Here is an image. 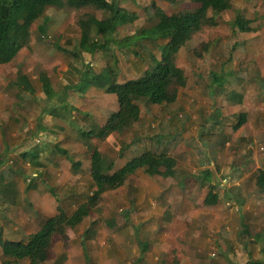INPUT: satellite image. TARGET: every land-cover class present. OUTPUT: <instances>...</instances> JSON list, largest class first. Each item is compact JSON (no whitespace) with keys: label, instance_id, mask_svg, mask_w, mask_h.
<instances>
[{"label":"crops","instance_id":"1","mask_svg":"<svg viewBox=\"0 0 264 264\" xmlns=\"http://www.w3.org/2000/svg\"><path fill=\"white\" fill-rule=\"evenodd\" d=\"M78 28V40L74 47L81 37V29ZM120 32L118 38L127 34L123 32V35H119ZM68 33V28H62L58 35L60 43L65 42V36L69 37ZM62 46L73 48L66 44ZM134 46L128 51L127 48L119 50L116 45L112 46L118 58L120 81L140 77L147 70L142 72L143 68H138L136 57L143 59V56L133 50ZM155 58H159V53L153 57ZM89 60L97 65L103 64L107 61V55L100 51L93 55L86 53L84 61ZM214 73L221 75L220 72H213V78ZM225 78L227 80L228 76ZM77 80L78 75L72 83ZM250 89L252 93L248 95H254L257 85ZM71 90L65 94L68 99L66 102H61L58 98L53 100L58 106L52 111L45 110L46 117L38 122L39 130L35 131L32 138L27 139L25 129L21 134L18 133L21 137L17 134L16 140L5 139L3 137L8 135L0 128V228L9 239L27 240L30 234L38 231L45 220L54 214L58 204L71 215L94 190L89 189L88 181L92 180L89 155L94 140L83 138L79 129L98 128L118 108V104L116 96L111 99L115 103L107 104V91L99 86L92 90L94 95L90 90ZM55 93L60 94L59 91ZM55 93L53 96H57ZM67 102L70 110L64 115L60 108H69ZM149 104L155 108L159 105L150 101ZM141 112L140 109V116ZM241 112L246 113L247 120L248 113ZM221 116L224 118V115ZM171 117L166 116L169 119L167 122ZM142 118L144 117L140 118L141 127L147 129V123L152 119ZM162 119L166 121L165 115ZM44 120L48 126L44 124ZM236 122L237 119L231 121L230 127L239 131L241 137L243 133L240 130L246 121L235 129ZM74 124L77 125L76 128ZM155 125L152 121L150 131ZM21 126L25 127V124L21 122L18 128ZM50 129L54 133L53 140L46 142L41 137ZM146 129L145 131L148 130ZM167 132L159 128L154 133V141L151 140L156 148L150 150L166 152L174 157L175 173L166 177L152 176L145 172L144 167L136 169L121 187L103 195L98 207L105 206L106 211L100 217H96L94 212L82 224L69 229V246L60 247L56 256L43 264H264V244H261L264 242L261 241V233L264 232L261 192L264 189H257L255 184L258 170L264 169L256 163L259 155L251 158L246 149L243 151L246 158L239 161L234 154L230 156L231 150L222 143L223 147L218 150L220 154L217 158L195 152L185 161V165H181L173 153L174 148L168 146L167 150H159L162 146L159 140ZM196 133L198 136L202 134L199 129ZM114 134L118 133L111 134L102 142L101 150ZM176 134H180V131ZM135 139L136 136L125 133V139L120 143L116 142V146L121 151H128V147L140 141H134ZM52 144L66 149L67 153L50 150ZM237 151L233 149L236 155ZM67 155L74 162L81 161V166L74 167L73 162H67ZM122 160L120 158L119 166L122 165ZM6 163L12 164L18 171L10 169ZM205 170L211 171L212 175H205ZM135 176L141 180V185H126ZM150 177L155 181L161 178L162 181L152 184ZM235 177L238 179L233 181ZM248 179L250 189H245L244 184ZM212 183L217 186L215 190L219 201L207 203L205 199ZM234 185L241 189H226L233 188ZM124 187L126 188L122 189ZM92 188H95L94 183ZM240 190L241 197L237 195ZM213 252L215 256L212 255Z\"/></svg>","mask_w":264,"mask_h":264},{"label":"rangeland","instance_id":"2","mask_svg":"<svg viewBox=\"0 0 264 264\" xmlns=\"http://www.w3.org/2000/svg\"><path fill=\"white\" fill-rule=\"evenodd\" d=\"M157 1L160 6H167L170 9L177 6L189 8L194 6L195 3V0H168L171 4H166L163 0ZM229 1L230 7L219 18V24L214 27H205L202 32L194 33L189 43L178 54V64L184 69L187 77L186 86L180 89V97L172 104L156 105V108L150 105L146 98L136 100L142 111L141 116L126 133L136 136L142 142H135L130 148H127L128 151H121L116 146V142L123 141L125 133H118L112 135L104 144L102 150L106 154L115 157L116 166H119L120 158H123L122 161L125 163L131 156L137 155L145 149H155L156 144L153 142V135L159 128H163L169 133L167 132L159 140L162 142L159 150H167L168 146L174 148L173 153L179 159L181 165H185V161H188V158L192 157L195 152H203L206 157L217 158L220 154L218 150L223 147L221 145L224 143V146L229 147L231 150L230 156L234 154L239 161L246 158V153L243 152L246 149H248V154H250L248 156L251 158L259 155L256 163L264 168V2L262 0ZM140 3L141 6L130 4V10L136 11L138 14L136 20L137 31H148L146 34L136 33L133 36V45H135L133 50L138 55L143 56V59L136 57L138 59L137 64L139 63L138 68H143L142 72H144L153 65V57L158 56V51H161L160 46L162 44L158 46L157 43L163 42V40L155 41L152 39L150 29L156 24L157 20L146 21L143 18L142 7L148 3V0H140ZM86 11H90V9L68 8L64 10L54 5L47 6L45 13L50 17L46 27L47 36H42L39 33L37 25L42 23V19L37 20L31 30L32 47L30 49L23 48L11 62L0 64V128L3 129L6 136L8 135V137L3 138L16 140L17 134H21L25 129L27 139L32 138L35 131L39 130L38 122L40 123L46 117L45 110H52V103H55L53 101L55 98L52 99L43 90L41 77L44 76L49 79V83L54 89L53 93L55 91L60 92V94L55 93L59 97L58 100L62 98L65 99L64 101L68 100L65 94L69 89H76L72 86V82L77 79L78 75L75 72V65L77 68H82V60H78L75 65L69 66L57 52L55 43L74 47L78 40V14ZM238 11L253 19V25L257 27L255 31L243 33L233 28L231 23ZM64 27L68 28L69 37L65 36V42L60 43L58 35ZM123 32L127 33L123 30L119 35H123ZM202 39L211 42L210 50L205 56L197 57L193 53V47ZM126 50L128 51V49ZM137 64L134 65L135 68ZM99 65L94 64L96 67ZM213 72H220L228 78L226 80L223 76L218 80L214 79L211 76ZM21 76L28 77L31 88H25V83L20 81L19 77ZM253 85H257V91L254 95H248L252 93L250 87H253ZM95 87L98 86H90L85 92L90 90V93L94 95L92 90ZM106 93L105 101H107V104L109 102L111 104L115 103L111 100L114 99L115 95L111 92ZM67 105L69 108H60L64 115L67 114V111L69 113L70 110L68 102ZM56 106L58 105L56 104ZM241 111H246L248 116L240 130L243 133V136L240 137V132L232 130L230 126L231 121L237 119ZM164 115L166 121L162 119ZM221 115H224V118ZM166 116H172L169 122H167L169 119ZM141 117L152 119L147 123L149 124L148 130L141 127ZM184 119H186L185 122L180 126ZM152 121L156 125L150 131ZM21 122L23 125L25 124V127L18 128ZM143 123L145 124L144 120ZM44 124L49 125L45 120ZM71 125L73 126V124ZM74 127L76 128L77 125L74 124ZM197 129L202 132L201 136L196 133ZM177 131H180V134L177 135ZM149 134H152V136ZM53 135L54 133L50 129L43 134L45 137L42 136L41 138L46 142H51ZM18 137H21V135L18 134ZM141 137H149L150 139L144 140ZM160 142L158 143L160 144ZM205 143H207L206 146ZM235 148L239 150L237 151ZM233 149L238 152V155L233 152ZM127 153L130 155L128 156ZM73 154L77 155L76 153ZM70 155H67L66 158L67 162L72 163L74 161ZM123 163L121 162V164ZM6 166L18 171L12 164L6 163ZM22 174L26 175L25 172H22ZM237 179L235 177L233 181ZM150 180L152 184L162 181L161 178L155 181L151 177ZM88 181L90 182L89 189H94L92 188L93 179ZM129 184L133 187L135 184L139 186L141 180L139 181V178L135 176L126 185L129 186ZM250 185V179L246 180L245 189H250ZM226 189L241 188L234 185L233 188L227 187ZM27 195H30V193ZM237 195L241 197V190ZM238 201L242 200L238 199ZM263 204L264 191L261 192V205ZM105 211V206L98 207L94 215L100 217V214ZM261 227H263L262 221ZM261 241H264V232L261 233ZM261 244L263 245L264 242H261Z\"/></svg>","mask_w":264,"mask_h":264},{"label":"trees","instance_id":"3","mask_svg":"<svg viewBox=\"0 0 264 264\" xmlns=\"http://www.w3.org/2000/svg\"><path fill=\"white\" fill-rule=\"evenodd\" d=\"M163 1L171 4L168 0ZM130 4L142 5L135 0H0V64L11 62L23 48L32 47L31 30L37 20L42 19V23L37 25L39 33L47 36L46 27L50 21L45 13L47 6L54 5L64 10L89 8L90 11L82 12L77 17L81 29L79 43L71 49L55 43L56 49L69 66L82 60V68L75 65L78 74L77 82L72 85L76 87L75 90L85 92L90 86L97 85L115 94L118 104V108L98 128L79 129L83 138L94 140L89 155L90 175L95 184L93 192L71 215L58 204L54 214L27 240L9 239L0 228V264H43L53 259L60 247L69 246L68 230L82 224L95 212L103 195L121 187L136 169L144 167L147 174L163 177L176 171L175 158L166 152L144 150L116 166L115 157L103 152L100 145L111 134L126 133L135 124L140 116L137 99L144 97L159 105L172 104L177 100L180 89L187 83L185 71L178 64L179 50L189 43L194 33L202 32L205 27L217 26L219 18L230 7V1L195 0L192 7L170 9L160 6L157 0H148L142 7L143 18L146 21L157 20L150 33L153 40H163L158 43V46L162 44L161 51H158L159 58L154 59L153 65L142 76L119 81L118 58L112 46L116 45L119 50L130 49L136 33H148L146 30L137 31L138 14L130 10ZM253 22V19L238 11L231 25L239 32L249 33L257 28ZM121 30H125L127 35L118 38ZM210 46V41L202 39L193 47V53L203 57ZM99 51L107 55L105 63L96 67L91 60L84 61L86 53L93 55ZM214 76L217 80L223 77L215 73ZM19 78L21 83H25V88H31L27 76ZM41 83L49 97L59 98L53 96L54 89L48 78L41 77ZM60 100L67 101L63 98ZM55 106L52 103V110ZM245 121L246 113L240 112L234 128H239ZM49 149L67 153L57 144H52ZM81 164V161L73 162L74 167ZM204 172L205 175H212L209 170ZM255 184L257 189H264V169L258 170ZM216 188V184H210L205 199L207 203L219 201ZM110 223L112 225L113 220Z\"/></svg>","mask_w":264,"mask_h":264},{"label":"built area","instance_id":"4","mask_svg":"<svg viewBox=\"0 0 264 264\" xmlns=\"http://www.w3.org/2000/svg\"><path fill=\"white\" fill-rule=\"evenodd\" d=\"M212 255L215 256V253L213 252Z\"/></svg>","mask_w":264,"mask_h":264}]
</instances>
